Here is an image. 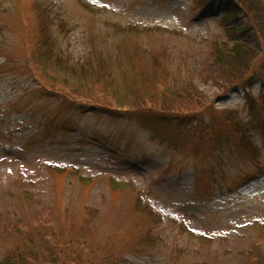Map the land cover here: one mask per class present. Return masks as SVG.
Returning a JSON list of instances; mask_svg holds the SVG:
<instances>
[{"label": "rangeland", "instance_id": "rangeland-1", "mask_svg": "<svg viewBox=\"0 0 264 264\" xmlns=\"http://www.w3.org/2000/svg\"><path fill=\"white\" fill-rule=\"evenodd\" d=\"M203 3L0 0V261L264 264V37Z\"/></svg>", "mask_w": 264, "mask_h": 264}, {"label": "trees", "instance_id": "trees-1", "mask_svg": "<svg viewBox=\"0 0 264 264\" xmlns=\"http://www.w3.org/2000/svg\"><path fill=\"white\" fill-rule=\"evenodd\" d=\"M201 1L206 5L212 0ZM227 3L232 6L231 8L238 9L246 18L250 17L251 21L249 23H252L253 34L264 37V0H227ZM249 36L251 37V33L245 35L242 38L243 42L239 44L235 43L230 47H223V44H219L212 50L211 56L213 59L210 67L212 71L216 72L218 78L223 79L221 82L223 85L221 86H240L241 82L243 84L246 81L243 74L247 71L245 69L241 71L240 68L249 69L251 61L254 60L253 57L257 54V48L250 42ZM28 239L33 244L34 240L29 237ZM21 251L23 253L5 255L0 264H70L61 254H43L41 250L32 247H28V251H26V248Z\"/></svg>", "mask_w": 264, "mask_h": 264}]
</instances>
